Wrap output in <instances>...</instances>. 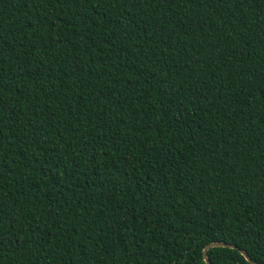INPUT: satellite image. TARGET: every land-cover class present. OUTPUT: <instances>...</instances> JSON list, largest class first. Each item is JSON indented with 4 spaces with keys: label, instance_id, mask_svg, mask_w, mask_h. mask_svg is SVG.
<instances>
[{
    "label": "trees",
    "instance_id": "trees-1",
    "mask_svg": "<svg viewBox=\"0 0 264 264\" xmlns=\"http://www.w3.org/2000/svg\"><path fill=\"white\" fill-rule=\"evenodd\" d=\"M264 264V0H0V264Z\"/></svg>",
    "mask_w": 264,
    "mask_h": 264
},
{
    "label": "water",
    "instance_id": "water-1",
    "mask_svg": "<svg viewBox=\"0 0 264 264\" xmlns=\"http://www.w3.org/2000/svg\"><path fill=\"white\" fill-rule=\"evenodd\" d=\"M214 247H227V248H235L234 245H231L229 243H225V242H211L208 243L202 251V255H203V260L206 262V264H210L209 262V258L207 256V251L211 248ZM240 254L251 264H259V263H255L251 260V258L249 257V255L244 251V250H239Z\"/></svg>",
    "mask_w": 264,
    "mask_h": 264
}]
</instances>
